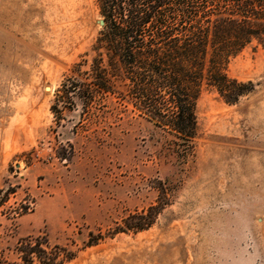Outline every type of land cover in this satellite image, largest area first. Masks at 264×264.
I'll use <instances>...</instances> for the list:
<instances>
[{"label":"rangeland","instance_id":"rangeland-1","mask_svg":"<svg viewBox=\"0 0 264 264\" xmlns=\"http://www.w3.org/2000/svg\"><path fill=\"white\" fill-rule=\"evenodd\" d=\"M100 18L95 0H0V188L15 189L0 248L18 261L16 241L41 235L73 252L62 264H264V45L227 64L254 84L237 102L201 90L177 158L114 96L57 101L62 81L80 79L74 64L88 68ZM160 199L150 227L114 231Z\"/></svg>","mask_w":264,"mask_h":264},{"label":"trees","instance_id":"trees-1","mask_svg":"<svg viewBox=\"0 0 264 264\" xmlns=\"http://www.w3.org/2000/svg\"><path fill=\"white\" fill-rule=\"evenodd\" d=\"M104 20L91 46L88 68L74 64L56 89L57 101L77 96L88 108L97 96H114L163 134L166 152L186 158L196 136L195 103L204 87L229 104L254 84L229 75V60L246 46L264 45V0H95ZM57 111L56 104L51 105ZM0 188L1 207L14 193ZM168 202L134 210L118 231L150 227ZM19 206L18 214L27 210ZM95 242L96 240H91ZM18 261L0 248V264H62L73 252L47 237L28 235L14 247Z\"/></svg>","mask_w":264,"mask_h":264},{"label":"water","instance_id":"water-1","mask_svg":"<svg viewBox=\"0 0 264 264\" xmlns=\"http://www.w3.org/2000/svg\"><path fill=\"white\" fill-rule=\"evenodd\" d=\"M98 22H99V25L102 26L104 23V20L102 18H100Z\"/></svg>","mask_w":264,"mask_h":264}]
</instances>
